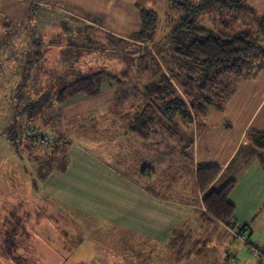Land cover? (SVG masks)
<instances>
[{
  "label": "rangeland",
  "instance_id": "rangeland-1",
  "mask_svg": "<svg viewBox=\"0 0 264 264\" xmlns=\"http://www.w3.org/2000/svg\"><path fill=\"white\" fill-rule=\"evenodd\" d=\"M40 12H36L37 19L31 23L36 25L39 36L43 29L40 44L35 39L30 41L26 20L15 22L12 27L4 25L6 19L0 24V264H149L145 261L148 249L156 250L166 264H233V257L240 264L253 262L248 249H244L245 243L236 235L229 238L220 226L215 229L206 225L207 231L195 237L206 243L186 258L194 239L188 235L181 247L183 259H178L171 240L156 244L138 236L130 227L122 228L125 225L119 222L130 221L127 213L147 217L146 202L135 189L139 188L135 183L142 178L140 170L144 168L156 171L158 185L167 177L179 178L181 182L173 184L175 187L187 193L201 192L192 173L191 141L195 139L197 118L179 127L158 128V136L148 140L127 131L121 118L133 111L130 106L137 102L134 91L154 80L153 72L158 74L151 57L139 61L133 44L122 47L119 43L117 47L102 37L97 40L106 50H98L94 44L83 48L80 30L61 31L58 18L51 11ZM41 15L44 18L39 24ZM207 19L219 24L212 15H207ZM165 26L155 39L158 43L168 42V37L162 38L170 29ZM84 35L97 34L88 31ZM38 52L41 56L34 64L37 68L27 74V62L35 61ZM162 53L167 51L163 49ZM167 58L176 63L173 54ZM100 68L116 73L121 79L118 89L104 82L100 94L90 97L80 92L61 104L60 112L53 106L45 117L33 118L36 124L28 120L25 108L30 101L46 91L51 95L80 74ZM47 69L52 70L49 76ZM50 99L56 103L55 98ZM13 130L17 141L12 140ZM41 134L47 135L45 139ZM104 168L112 175H123L128 183L115 178L117 183L110 177L109 184L102 183L98 177ZM67 170L82 174L56 176ZM92 170L100 174L89 176L87 172ZM50 179L56 182L53 188L47 182ZM138 185L147 190L146 183ZM58 186L80 198L60 192ZM203 218L209 222L204 215ZM69 253L71 257L63 263Z\"/></svg>",
  "mask_w": 264,
  "mask_h": 264
},
{
  "label": "trees",
  "instance_id": "trees-1",
  "mask_svg": "<svg viewBox=\"0 0 264 264\" xmlns=\"http://www.w3.org/2000/svg\"><path fill=\"white\" fill-rule=\"evenodd\" d=\"M167 1L170 13L167 15L166 22L170 31L165 38L168 37V42L155 41L159 15L144 3L138 4L141 28L133 34L131 39L107 37L109 45L116 43L118 47L119 43H121L120 46L133 44L135 46L133 53H139L138 60L149 55L158 69L159 75L156 71L153 72L156 79L147 83L143 89L136 88L134 94L136 92L137 102L130 106V110L133 111L121 118L126 130H130L143 140L158 136L159 133L156 131L158 128L164 130L171 129L173 126L179 127L186 121L192 122L194 117L197 118V128H200L208 112L212 109L223 110L232 99L238 84L244 78L255 74L264 62V14L258 16L250 0ZM36 5H31L32 11L30 17L25 19V23L31 36L30 41L35 39L36 43L40 44L38 40H42L43 37L41 33L40 36L37 34L36 25L31 24L37 19ZM207 15H212L213 20H219V24L211 23ZM13 24L12 20L4 22L7 27H12ZM60 25L65 32L76 30V28L80 30V34L83 33L81 43L83 48L85 46L91 48L94 44L98 46V50L107 49L105 45L98 43L97 39L84 35V32L89 30L88 27L78 26L66 19L61 20ZM87 38L90 43L86 40ZM150 44L155 52L150 48ZM162 45L166 48H162ZM163 49L167 51V54L162 53ZM40 54L36 53L35 61L28 60L30 69L26 68L27 74L37 68L34 64L38 56H41ZM171 54L176 63H172L167 58ZM44 70V68L41 69V71ZM51 74L52 70L47 69L46 75ZM30 77L32 78L31 75ZM120 81L115 72L106 68L80 74L74 81L55 93L49 95L51 92L46 91L43 96L30 101L25 108V111L29 113L28 120L36 124L33 118L45 117V112L50 107L55 106L60 112V105L68 98L80 92L90 97L96 96L100 94L104 82L118 89ZM51 97L55 98L56 103L51 102ZM126 99L129 97L127 96ZM47 123H45L46 126L49 124ZM11 136L13 141H17L14 130ZM162 136L167 135L162 134ZM247 140L257 151L258 158L264 161V131L250 130ZM146 170L147 168L145 172ZM221 171L222 168L216 165L198 167L195 174L196 185L202 192L205 218L209 222L231 224L234 220L235 207L230 202L229 195L236 185V179H230L218 187L216 183ZM232 226L233 230L239 232H243L246 228L238 224ZM188 235H178L177 231L172 234L170 245L178 255V259L185 257L181 247L188 240ZM204 242L206 243L205 240L192 239V248L186 253V258ZM70 257L69 253L63 263H66Z\"/></svg>",
  "mask_w": 264,
  "mask_h": 264
},
{
  "label": "crops",
  "instance_id": "crops-1",
  "mask_svg": "<svg viewBox=\"0 0 264 264\" xmlns=\"http://www.w3.org/2000/svg\"><path fill=\"white\" fill-rule=\"evenodd\" d=\"M250 2L258 16L264 14V0H250ZM139 3H144L158 13L159 23L156 34L158 38L160 28L166 27V18L170 13L167 0H0V21L6 19L14 23L22 22L30 17L31 5L37 4V12L41 14L40 11H51L54 18H58L59 27L60 21L66 19L78 26L88 27V31L97 34L93 35V38L98 40L101 37L107 39L108 36L131 39L141 28ZM43 18L42 16L38 19L39 24H42ZM169 30V28L166 30L162 38L166 37ZM42 32L43 29L40 30L41 35ZM199 127L196 126L194 133L193 178L195 179L198 167L216 165L222 168L217 186L221 187L228 180L236 179V185L229 195V200L235 207L233 223L246 226L243 232L249 239L264 244V161L258 158L257 151L247 140L250 130L264 131V62L255 74L244 78L238 84L227 106L223 110H210ZM73 172L77 177L79 173L75 170H67L64 174L56 176L66 177ZM155 172L148 168L146 172L145 168L140 170L142 178L135 183L141 189L135 187L139 191L137 192L142 193L137 196L142 197L146 202L147 217H140L132 212L127 213L130 215V221L119 222L125 225L122 228L130 227L138 236L156 244L169 243L174 231L184 235L189 234L193 238L200 237L207 231L208 224L213 225L215 229L220 226L229 238L232 235L236 238L233 226L231 227L229 223H211L203 218L205 207L201 192L195 194L190 190L187 193L186 190L175 187L173 184L181 182L179 178L167 177L160 183L162 185H158ZM87 173L89 176H98L101 173V177L98 178L102 183L109 184L107 179L110 178L117 183L116 179H121L123 183L129 181L122 177L123 175H112L106 168L100 173L94 170ZM50 180L47 182L53 188L56 182ZM138 183H146L147 190ZM58 187L60 192L69 193L72 198L79 197L76 193ZM123 200L126 202L125 199ZM138 205L143 206V203L138 202ZM118 208L121 213H125L124 209ZM145 261L149 264L167 263L161 259L156 250L150 249Z\"/></svg>",
  "mask_w": 264,
  "mask_h": 264
},
{
  "label": "built area",
  "instance_id": "built-area-1",
  "mask_svg": "<svg viewBox=\"0 0 264 264\" xmlns=\"http://www.w3.org/2000/svg\"><path fill=\"white\" fill-rule=\"evenodd\" d=\"M41 136L43 135L41 134ZM46 136H43L44 139ZM235 232H236L235 235L239 239H241L247 246L250 256L254 258L253 262L249 263L248 261L247 262L243 261L244 263L242 264H264V244L251 241L245 232H239L237 230ZM232 261L233 264H240V260L236 257H233Z\"/></svg>",
  "mask_w": 264,
  "mask_h": 264
}]
</instances>
